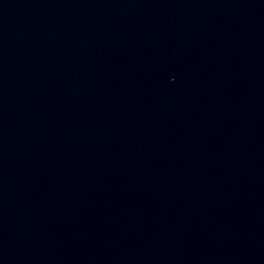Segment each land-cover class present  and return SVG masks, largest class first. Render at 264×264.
Instances as JSON below:
<instances>
[{
	"label": "water",
	"instance_id": "95a60500",
	"mask_svg": "<svg viewBox=\"0 0 264 264\" xmlns=\"http://www.w3.org/2000/svg\"><path fill=\"white\" fill-rule=\"evenodd\" d=\"M264 178V0H0V264H150Z\"/></svg>",
	"mask_w": 264,
	"mask_h": 264
}]
</instances>
